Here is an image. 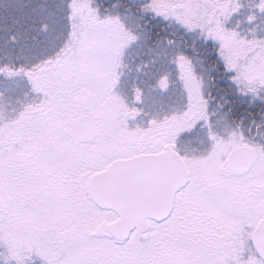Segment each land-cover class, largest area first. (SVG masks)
<instances>
[{
  "label": "snow or ice",
  "instance_id": "1",
  "mask_svg": "<svg viewBox=\"0 0 264 264\" xmlns=\"http://www.w3.org/2000/svg\"><path fill=\"white\" fill-rule=\"evenodd\" d=\"M0 264H264V0H0Z\"/></svg>",
  "mask_w": 264,
  "mask_h": 264
}]
</instances>
